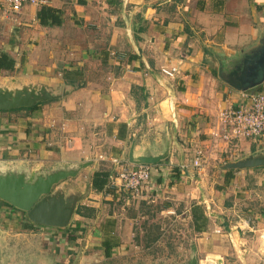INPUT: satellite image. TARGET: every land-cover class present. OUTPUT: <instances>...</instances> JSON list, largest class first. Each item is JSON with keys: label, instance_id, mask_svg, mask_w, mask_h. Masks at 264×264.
Here are the masks:
<instances>
[{"label": "crops", "instance_id": "crops-1", "mask_svg": "<svg viewBox=\"0 0 264 264\" xmlns=\"http://www.w3.org/2000/svg\"><path fill=\"white\" fill-rule=\"evenodd\" d=\"M49 7L60 14V26H42L39 9L25 6L14 17L20 29L12 25L4 40L0 3V49L15 60L14 70L0 76V91L38 97L30 107L0 110V173L21 186L61 175L48 196L79 199L75 209L92 208L94 215L75 212L64 228L35 225L0 199V222H27L14 232L18 245L42 237L53 248L55 238L74 232L104 253L107 238L116 243L112 251L127 246L117 209L124 197L172 200L163 212L178 203L196 256H206L200 264H225L228 249L217 251V242L236 236L234 216L254 213L250 224L264 222V136L224 141L211 133L220 110L246 102L247 91L231 83H239L236 68L264 50V0H52ZM172 66L179 70L174 79L161 73ZM73 71L82 73L83 86L64 79ZM249 91L264 93V80ZM198 149L207 152L202 168L193 166ZM111 158L129 166L153 161L140 197L108 186L118 169ZM244 161L255 164L230 167ZM97 171L109 174L101 191L92 187ZM193 206L207 219L201 231L193 229ZM220 225L228 226L226 234L217 232ZM258 235L264 245V229Z\"/></svg>", "mask_w": 264, "mask_h": 264}, {"label": "rangeland", "instance_id": "rangeland-1", "mask_svg": "<svg viewBox=\"0 0 264 264\" xmlns=\"http://www.w3.org/2000/svg\"><path fill=\"white\" fill-rule=\"evenodd\" d=\"M2 21L5 25L2 30L5 32L7 29L4 40H7L12 32L9 28L12 25L15 29L20 26L16 24L14 18L6 17ZM79 189L81 193L84 192L83 185H79ZM125 199L124 197L122 200L124 206L117 209L123 213L119 219L123 243L127 246L113 250L110 257H105L104 253L87 246L85 234L76 233L77 236H70L74 232H63L64 236L58 235L60 238L53 240V248L42 237L31 239L32 242L28 245H18L19 240L14 237V232L24 230V225L28 224L27 222L21 224V219L17 218V221L6 219L5 226L0 222V264H200L206 259V256L200 258L196 256L195 237L190 222L180 213L178 203L176 206L172 205L169 213L165 214L164 203H173L172 200H158L154 204H149L141 201L128 203ZM93 210L83 207L80 213L85 218H89L90 215H94ZM78 211L79 209H75L72 214ZM240 213L239 217L234 216L236 222L233 229L236 231V236L228 237L224 242H217L219 246L217 251L220 252L221 248L223 251L228 249V253L223 255L220 261L225 264H264V245L258 235L259 230L264 229V222L254 221L252 225L248 216L255 214ZM247 221L253 232L245 229L243 224ZM90 225L92 226V222L86 229L90 230L92 228L89 227ZM4 229L11 230L13 234H2L1 230ZM227 229V225L221 226L220 234H226Z\"/></svg>", "mask_w": 264, "mask_h": 264}, {"label": "built area", "instance_id": "built-area-1", "mask_svg": "<svg viewBox=\"0 0 264 264\" xmlns=\"http://www.w3.org/2000/svg\"><path fill=\"white\" fill-rule=\"evenodd\" d=\"M4 7L5 17L14 18L25 6L35 9L49 7L52 0H0ZM179 70L176 66L163 67L161 73L168 78H175ZM246 102L236 107H228L218 112L216 118V130L211 133L213 138H221L224 141L233 139H248L264 136V93L244 92ZM103 157H101L102 159ZM103 160H105L103 158ZM208 160L207 152L198 149L195 152L193 166L202 168ZM118 169L115 175H110L109 187H118L128 192L133 198L140 197L142 189L151 182L152 168L150 165L141 164L129 166L127 163L111 158L108 160ZM249 223L244 222L243 225ZM220 232V229L217 230Z\"/></svg>", "mask_w": 264, "mask_h": 264}, {"label": "water", "instance_id": "water-1", "mask_svg": "<svg viewBox=\"0 0 264 264\" xmlns=\"http://www.w3.org/2000/svg\"><path fill=\"white\" fill-rule=\"evenodd\" d=\"M243 67H237L240 71L239 83H232L241 91H247L262 84L264 80V50L255 57L243 62ZM236 71L230 74L234 76ZM231 82V81H230ZM45 97H49L46 95ZM40 98V97H39ZM41 99V98H40ZM38 97L30 92H8L0 91V110H13L19 107H30L34 105ZM143 164H151L153 161L145 160ZM254 161L238 162L230 167H244L254 165ZM73 175V173H71ZM61 175L54 176L52 181L29 183L21 186V180L16 184L6 182L0 173V199L9 203L14 208L26 213L28 219L37 225L64 228L75 211L76 200L62 203L55 195L49 197L52 184L56 183ZM54 197V198H53ZM57 206V208H56Z\"/></svg>", "mask_w": 264, "mask_h": 264}, {"label": "trees", "instance_id": "trees-1", "mask_svg": "<svg viewBox=\"0 0 264 264\" xmlns=\"http://www.w3.org/2000/svg\"><path fill=\"white\" fill-rule=\"evenodd\" d=\"M37 19L42 26H60L63 22L60 14L55 9L50 7H43L39 9L37 14ZM15 60L5 51L0 49V76L4 72H12L14 70ZM81 75L80 71H73L70 75L69 73H65L64 79L70 84L75 83L79 80L78 85L83 86L81 83ZM38 106L31 107L27 110H35ZM109 174L103 171H97L93 174L92 177V187L96 191H101L105 185L108 183ZM78 214L81 215L80 210ZM191 217L193 223V229L195 231H201L205 228L207 219L203 213V210L200 206H193L191 208ZM78 225V224H77ZM30 228V227H29ZM104 248V256L110 257L112 254V249L116 246V243L112 241V239L107 238L103 244Z\"/></svg>", "mask_w": 264, "mask_h": 264}]
</instances>
